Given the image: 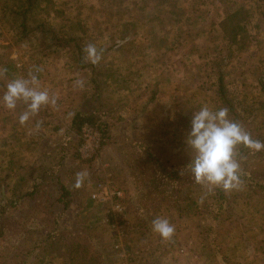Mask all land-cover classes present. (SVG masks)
<instances>
[{"label":"rangeland","instance_id":"374dc122","mask_svg":"<svg viewBox=\"0 0 264 264\" xmlns=\"http://www.w3.org/2000/svg\"><path fill=\"white\" fill-rule=\"evenodd\" d=\"M133 1L143 9L159 5V12L153 14L148 9L141 18L131 17L132 8L130 11L123 6L130 0L125 4L115 0H33V17L22 30L16 25L21 23L17 13L27 6L26 0H0V66L11 65L8 74L0 77V96L10 80L27 78L39 68L41 89L55 94L58 104L57 109L43 106L24 126L18 123L25 109L23 103L18 102L14 110L0 104V208L11 197H24L47 174L49 191L44 197L54 201L51 209L55 216L60 215L54 220L53 228L58 232L54 244L75 238L84 226H91L85 230L94 234L92 228L97 223L105 254L110 255L109 249L119 260L120 253L113 245L121 243L125 253L144 264L148 255L137 229L142 217L150 218L151 225V220L160 216L175 227L168 240L172 243L170 253L176 254L185 246L189 264H264V151L251 152L248 160L240 162L245 176L238 190L218 188L208 193L194 181L187 182L191 174L185 167L194 157L185 143L192 114L204 105L213 111L232 107L237 122L264 141V0ZM101 4L114 8L111 24L104 25L106 7ZM228 18L232 20L229 28L238 25L233 42L226 36ZM25 32L27 36L19 40ZM44 32L53 33L46 37ZM88 43L103 50L96 65L84 60L83 48ZM132 43L134 46H129ZM132 49L153 61L162 59L170 71V78H165L167 90L176 91L170 94L167 116L163 117L162 106H156L155 119L141 121L140 128L134 116L128 117L123 109L126 98L113 102L112 92L103 83L107 71L103 68L140 63L139 54L130 56ZM78 78L85 81L83 88L74 86ZM75 113L97 114L106 126L104 140L93 126L101 136V145L87 157L75 149L77 141L81 144V130L78 137L71 130ZM229 118L234 120L230 110ZM38 121L41 127L36 130ZM145 149L170 174L178 171L179 180L183 179L178 194L181 198L167 181H162L163 186L157 181L159 173L147 164ZM117 151L126 156L124 163L128 164L116 171L115 167L122 164L113 162ZM82 170L87 171L88 178L80 189H73L75 174ZM133 170L139 171L138 175ZM98 182L121 197L102 204L93 201L90 195ZM59 185L70 191L67 210L56 203ZM116 203L121 205L125 227L121 236L106 222V212ZM97 205L100 218H88L84 211ZM39 220H45L42 228L36 220L28 222L25 245L17 251L27 253L32 248V259L44 253L41 248L49 245L46 234L53 229L51 220ZM4 242L0 238V264H8V238Z\"/></svg>","mask_w":264,"mask_h":264},{"label":"clouds","instance_id":"9594fccd","mask_svg":"<svg viewBox=\"0 0 264 264\" xmlns=\"http://www.w3.org/2000/svg\"><path fill=\"white\" fill-rule=\"evenodd\" d=\"M83 52L84 60L93 65L102 59L103 50L98 49L94 43H88ZM39 71L40 69L36 68L27 78L10 80L0 96V104L8 110H14L18 102L25 105L24 111L18 117L21 126L35 117L43 106L58 108L55 94L50 95L48 89H41L37 75ZM6 73L7 69L0 66V77ZM84 84L85 81L79 78L74 82L77 88H83ZM40 127L41 122L38 121L35 128L38 130ZM185 143L194 153L191 162L185 167L194 183L204 187L208 193L217 188L228 192L242 187L241 165L234 158L237 146H243L251 152L264 151V141L254 139L239 122L231 120L226 107L213 111L207 105L193 112ZM87 178L86 170L77 172L73 189H80ZM150 227L162 241L171 240L175 232L174 225L167 218L160 216L151 220Z\"/></svg>","mask_w":264,"mask_h":264},{"label":"crops","instance_id":"0c3cea01","mask_svg":"<svg viewBox=\"0 0 264 264\" xmlns=\"http://www.w3.org/2000/svg\"><path fill=\"white\" fill-rule=\"evenodd\" d=\"M115 1L125 4L127 0ZM130 2H132V4H130ZM130 2L129 5L125 4L123 6L129 8L130 11L133 10L134 14H131V17H134V15H139L137 17L141 18L142 15H144L145 10L148 9L153 14H158L159 12V5H147L143 9L141 5H135V1L130 0ZM97 5L100 4L97 2ZM101 6H105L107 8H104L105 15L102 17L104 19L103 21H105L104 25L111 24L112 21L114 22V8H109L108 5L102 4ZM102 9L103 8H101V10ZM99 13L100 12L98 11V16ZM160 18L163 19L165 16L161 15ZM122 21L123 20H120V22ZM125 45L128 44L126 43ZM129 46H134V43L130 44ZM129 54L132 57H135L139 54L140 63L136 66L132 65L131 67L116 63L113 68H103V70H107L105 72L106 76L105 79H103V83L106 84V90L108 89V91L112 92L113 102H117L118 98H126L124 101L126 106H124L123 109L127 112L126 114L128 117L134 116L132 119H136L137 122L140 123L138 126V128H140L142 125L141 121L150 123V121L154 118V115H156V113H154V108L156 106H162V113L164 114L163 117L167 116V114L170 112V110L166 107L168 105L167 103L170 102V94L173 95L176 93V91L173 92V89L167 90L168 85L166 84L168 83V80L165 78H170V71L165 68V65L162 63V59L158 62L153 61L151 58L148 59V57L142 55L143 53H138L133 49L130 50ZM160 57H162V55ZM101 73L104 75L103 72ZM115 85L117 86L115 87ZM110 88H112V90H110ZM168 94L169 96L167 97ZM128 106L130 110H127ZM28 122L30 123V121ZM120 132L122 135L125 134L123 130ZM125 161H127L126 156L123 153L117 151V155H114L113 162H116V164L122 163V166L120 165L115 167L112 161L111 163L117 171L118 167L125 168L127 166L128 162L124 163ZM100 209V205H97L92 208L91 211L85 210L84 213L88 214V218L96 220L100 218V214L98 212ZM90 222L92 223V221ZM90 227L91 226H84L77 230L74 238L75 242H72L76 244L75 248H78L72 252L71 255L69 252L68 257L66 254L70 248V244H65V242H62L61 244H49L46 245V247L41 248L44 253L38 255L35 261V258L32 259L31 263L29 262V264H119L120 261L116 259L111 250L109 251L108 249L110 255L105 254L100 243V238H102V236L100 237L99 235L100 231L97 223H94V227L92 228L94 230V234L86 232L85 229H89ZM137 230L140 240L144 238V242L141 244L143 247H145L146 253L148 255V262L144 264H180V260L177 259L176 254L170 253L172 243H169L168 241H162L156 234H145V236H143L142 231H140L141 229L138 228ZM79 236H81V238ZM71 238H73V236H71L70 239ZM80 242H83L84 244H81ZM194 249L195 247L193 250ZM87 250L90 252H99L101 260L99 258V260L95 262L92 258H87Z\"/></svg>","mask_w":264,"mask_h":264},{"label":"trees","instance_id":"16d2710c","mask_svg":"<svg viewBox=\"0 0 264 264\" xmlns=\"http://www.w3.org/2000/svg\"><path fill=\"white\" fill-rule=\"evenodd\" d=\"M24 5H27V6L22 8L20 10V13L19 12L17 13V16L21 18V23L18 22L16 24L17 26L21 25L22 30H25V27H24L25 23L27 22L29 18L33 17V13H34V6H32L33 0H26ZM2 6L3 8H6L5 6L7 5H2ZM11 8H10V12H11V16H13L14 12ZM231 21L232 20L230 18L226 20V23L228 24H226L225 31H226V36L228 38V41L233 42L237 36L236 27L238 25L235 24V26L229 28V22ZM228 28L230 30H228ZM52 33L53 32H47V33L44 32L42 34L46 37H50L49 34H52ZM13 35L15 36V34ZM25 36H27L26 32L22 33L21 36H19V40H22V38H24ZM10 66L11 65L4 66V68L7 69L6 74H8V70L11 69ZM221 79H222V76L219 75V80L221 81ZM220 92L223 95L222 89ZM229 110L233 116V119L237 121L238 119H237L236 111L232 107H229ZM84 125H90V126L96 127V129L100 131L101 133L102 140L106 138V135H107L106 126H104L100 122V117L97 114L88 115L84 113H75L71 120V130L75 133L77 137L79 136L80 130ZM251 135L254 139H259L257 137H254L253 134ZM79 144H80V141H77V143L75 144V149L79 147L78 146ZM144 151H145V157L147 156L146 158L147 164H149L151 167H153V170H156V172L159 173L160 178L159 179L157 178V181L160 183V185L163 186L162 181L164 182L167 181L168 184L171 186V188L174 190V192H176V196L178 198H181L180 195L178 194L180 192L181 187H183L181 185V180L183 179L179 180L178 171L176 170L175 172H172L170 174V171L166 170L159 163V161L155 158V156L152 155L151 151L148 152L147 149H145ZM250 153L251 151L244 148L243 146H237L234 152V158L237 159L239 162H243L244 160L249 159ZM76 159H80V157L77 154H76ZM133 172L134 174L137 173L138 175L139 171L135 172V170H133ZM244 176L245 175L241 174L242 180ZM192 181L193 180L191 178L187 180V182H190V183ZM58 190H61V193L58 195L56 203L57 202L61 203L63 210L69 209L68 207L70 205V199L68 197V194H70V191L64 188L62 185H59ZM48 191H49L48 178H47V174H44L43 178L41 179V183H38L33 188H31L30 191L25 193L24 197L22 196L21 197H11L1 206L0 208V238L2 239V241H5V242H6V239L8 238V264H29V262L31 263L32 261V258L29 257L31 255V252H33L32 248L29 249L27 253L17 252L20 247H23L25 245V237L28 234L29 227H30L29 225H27L29 221L36 220L37 225L42 228L43 222L45 220L40 221L39 219L40 218L44 219L45 217V219L51 220V222H53L51 229L53 228V225H55L54 220L58 221L60 215L58 214L57 216H55V210L51 209V205L53 204L54 201L49 202L47 200L48 196L44 197V195H46ZM42 197L44 198L42 199ZM23 199L32 201V204L28 205ZM173 200H177V199H173ZM63 210H60V212H62ZM43 214H44V217L41 216ZM142 219H143V222L140 223L139 228L141 229L140 231H142L143 236H145V234L147 235L153 234V232L150 231L149 229L151 228L149 224L150 218L146 219L142 217ZM55 233H58L56 232V227L53 228L52 231L47 232L46 236H47L48 244L50 245L54 244L53 238H54ZM12 238L18 239V242L13 243L11 241ZM72 241L75 242V239L72 238V239H69L67 242H65V244L67 243L70 244V248L68 249V252L66 254L67 257L69 255V252L71 255V253L74 252L78 248V247L75 248L76 244H74ZM80 243L84 244L83 242H80ZM1 248H3V246H0V255L3 253V251H1ZM38 248H39V245L36 246L35 250H37ZM87 251H88L87 258H92L95 262H97L99 258L101 260V256L99 255V252H96V251L90 252L89 250ZM35 260L36 258L34 259V261Z\"/></svg>","mask_w":264,"mask_h":264},{"label":"built area","instance_id":"2783aa9c","mask_svg":"<svg viewBox=\"0 0 264 264\" xmlns=\"http://www.w3.org/2000/svg\"><path fill=\"white\" fill-rule=\"evenodd\" d=\"M101 136L99 132L90 125H84L81 128V144L79 145L78 149L81 153H83L84 156L93 154L101 145ZM87 157V156H86ZM97 187L92 191L91 193V199L97 203L111 201L115 197H121V194L116 192H111L109 188L106 185H103V183L98 182ZM112 210H108L106 212V222L109 226H111L116 233L121 236L123 233H125V227L122 223V208L119 203L112 205ZM113 249L115 251H118L119 254V260H122V264H140L137 259L131 256V254L128 252L125 253L123 251V246L121 243H114ZM177 259L180 260V264H189V258L190 254L188 253V250L185 246H182L177 249L176 252Z\"/></svg>","mask_w":264,"mask_h":264}]
</instances>
